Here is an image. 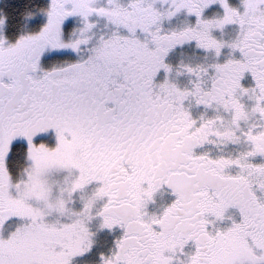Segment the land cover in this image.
Segmentation results:
<instances>
[{
    "label": "snow or ice",
    "instance_id": "6c2138e0",
    "mask_svg": "<svg viewBox=\"0 0 264 264\" xmlns=\"http://www.w3.org/2000/svg\"><path fill=\"white\" fill-rule=\"evenodd\" d=\"M100 233L93 264H264V0H0V264Z\"/></svg>",
    "mask_w": 264,
    "mask_h": 264
},
{
    "label": "flooded vegetation",
    "instance_id": "af4514ba",
    "mask_svg": "<svg viewBox=\"0 0 264 264\" xmlns=\"http://www.w3.org/2000/svg\"><path fill=\"white\" fill-rule=\"evenodd\" d=\"M176 22L179 23L180 19H178ZM198 51L199 50H194V49H192L190 47H185L183 49H177L174 53H172L171 60L173 62H176V61L180 60L181 58H183L184 60H196V59L200 58L197 55ZM163 198L166 199L167 198V194H164ZM110 240H111V236L110 235H108L106 233L105 234L104 233H100L99 236H98V243L96 245V248H94V251H95V249L102 250L103 248H105L107 246V243ZM98 250H96V251H98Z\"/></svg>",
    "mask_w": 264,
    "mask_h": 264
},
{
    "label": "rangeland",
    "instance_id": "374dc122",
    "mask_svg": "<svg viewBox=\"0 0 264 264\" xmlns=\"http://www.w3.org/2000/svg\"><path fill=\"white\" fill-rule=\"evenodd\" d=\"M105 234V233H104ZM98 250V249H95V251ZM94 251V250H93ZM92 252L91 254L87 255L86 257L84 258H80L81 260H86L88 261V264H93V262L97 259V256H96V252Z\"/></svg>",
    "mask_w": 264,
    "mask_h": 264
}]
</instances>
